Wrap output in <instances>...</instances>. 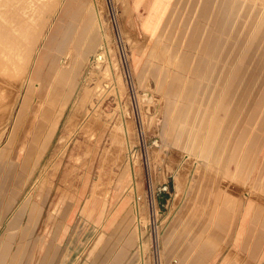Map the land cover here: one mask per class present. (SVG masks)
Segmentation results:
<instances>
[{
	"label": "rangeland",
	"instance_id": "obj_1",
	"mask_svg": "<svg viewBox=\"0 0 264 264\" xmlns=\"http://www.w3.org/2000/svg\"><path fill=\"white\" fill-rule=\"evenodd\" d=\"M43 1L47 7L44 11L41 8L33 33L36 46H42L34 66L27 65L30 77L21 83L20 78L14 89V104L0 119V264H13L10 257L17 247L25 249L17 264H102L108 247L103 237L108 228L106 220L117 215L127 200L129 207L139 200L138 216L132 224L137 245L127 254L130 264L138 261L136 249L141 251L138 264H183L187 258L184 264H231L226 260L236 253L231 237L224 240L213 233L214 243L206 242V231H198L197 219L204 213L209 215L220 203L236 208L239 215L250 202L251 216L255 208L260 209L254 226L261 223L264 185L259 180V168L264 162V135L255 144L253 169L245 177L222 173L216 180L193 177L197 162L205 164L182 150L177 134L172 135L176 120L171 113L177 107L172 104L171 111L167 109L174 95L165 93L170 83L165 71L161 76V67H155L150 74L152 80L146 84L133 79V51L134 56L140 51L154 59L158 54L159 62L161 56L168 61L166 48L170 44L154 46L152 38L142 35L140 18L131 12L128 0H67L55 16L50 15V9L60 0ZM130 3L133 6L132 0ZM188 3L187 12L184 7ZM198 3L182 0L174 23L177 40L187 34L186 64L193 72L178 75L172 66L168 72L177 83H192L188 105L196 87L203 83L206 91L197 96L195 107L209 115L215 81L210 80L211 72L204 73L205 60L211 67L236 61L244 35L240 22L228 18L226 11L216 12L206 29L203 50L198 53L203 32L186 29ZM55 21L51 36L42 38ZM204 22L197 21V28ZM103 39L109 45V59L118 81L111 82V87L110 80L105 79L97 89L108 60ZM32 41L24 56L31 52ZM102 52L104 61L99 64L97 54ZM253 59L250 52L239 59L237 79L245 77L249 84L253 77L257 79L255 63L250 66ZM6 79L0 76V111L7 92L12 91L11 81ZM209 81L211 87H206ZM115 84H119L118 89ZM184 99L183 94L180 104ZM214 114L217 122L225 119L221 110ZM130 160L134 179L129 174ZM178 176L183 178L181 184ZM212 191L217 193L216 198L209 195ZM175 220L182 221L179 228L175 227L177 233L194 238L182 254H165L162 240ZM237 252L240 258L236 264H264V237L256 255L246 250Z\"/></svg>",
	"mask_w": 264,
	"mask_h": 264
},
{
	"label": "crops",
	"instance_id": "obj_2",
	"mask_svg": "<svg viewBox=\"0 0 264 264\" xmlns=\"http://www.w3.org/2000/svg\"><path fill=\"white\" fill-rule=\"evenodd\" d=\"M128 1L131 12H136L140 18L142 35L147 36L148 39L152 38L151 42L154 46H163L165 42L170 44L166 48L169 51L168 61L164 56H161L160 58L163 60L159 62L157 60L159 59L158 54L155 60L152 57L153 55L146 54V56L140 51L136 52L137 56H134L133 51L131 53L135 64L133 79L136 80V83L146 84V81L152 80L150 74L155 67L157 69L161 67V76L165 71L166 78L170 81L167 84L165 93L174 95L167 109L171 111L172 104L177 107V110L171 113V116L176 120L172 135L176 136L177 134L176 138L182 150L193 156L194 159L202 160L205 164L196 161L193 177L200 176L201 180H216L217 174L220 175L221 173L228 174L230 177H245L253 169L252 166L257 154L255 144L264 135V3L253 0H250L252 1L250 3H248L249 0H205V2L199 0L197 8L194 7L192 18L188 21L186 29L188 31L191 28L195 31L200 29V33L203 32L201 34L202 42L199 43L200 46L197 49L198 53L203 50L202 44L206 36V29L216 12L226 11L228 18L240 22L243 26L244 42L236 61L211 67L209 61L205 60L204 73L211 72L210 80L214 79L215 81L212 83L213 86L210 92L213 108L208 115L198 106L195 107L197 96H201L203 91H206L203 83L196 87L192 102L188 105V92L192 90V83L187 80H184L182 84L177 83V80L171 77L168 72L169 66L176 68L178 75L180 72H185L186 75L193 72V69L187 67L186 64L188 57L184 49L187 48V34L185 33L183 38L179 37L178 40L181 41L178 43V36L174 27L177 8L180 7L182 0H132L133 6H131V0ZM189 5L188 3L184 7L187 12ZM200 18L201 20H199ZM204 19V24L197 28V21L202 22ZM155 39H158L159 42L156 43ZM246 52H250L254 56L250 66L255 63L258 71L257 79L253 77L250 84L245 77L241 80L237 79L235 73L239 59L244 58ZM141 55H144L145 58L140 57ZM164 59L167 63H163L165 62ZM210 82L206 84V87H211ZM183 94L185 99L180 104L181 95ZM217 110L223 111L226 121L230 119L232 122H225V119L222 122H217V117L214 114ZM167 122H169V119ZM163 126L165 127V123ZM158 142L159 147L163 146L161 140ZM173 154L171 153L169 159ZM232 166L234 167L233 170L230 169ZM222 170L223 172H220ZM259 170V180L264 185V162ZM182 180L181 176L177 177L180 184ZM192 186L193 184H190V187ZM133 187L135 193V183ZM209 195L211 198L217 197L215 191L210 192ZM129 204L127 200L123 208L117 212V215L114 214L106 220L108 228L103 237L107 239L108 247L103 254L105 259L102 264H130V258L127 254L135 244L137 245V238L134 235L132 224L138 216L139 200H135V204L130 205V207ZM220 204L215 206L209 215L204 213L203 216L197 219L199 223L198 231H206L204 235L206 242L214 243L211 235L216 233L224 240L231 237L236 253H239L237 250H246L251 255H256L259 244L264 237V219L258 226L253 224L258 223L257 218L260 209L255 208L253 216H251L252 204L248 202L244 211H241L238 215L236 208L231 206L222 207ZM181 225V220H175L167 228L162 240L165 246V254H182L187 245L193 240V235L175 231V227L179 228ZM96 253L97 250H95V255ZM236 253L229 254L226 259L228 263L236 264L239 262L240 257ZM20 254L16 264L20 261ZM134 254L138 260L136 264H138L141 252L136 249ZM97 255L99 256V252ZM187 261L188 258L186 261L184 260L183 264ZM43 264H46V262Z\"/></svg>",
	"mask_w": 264,
	"mask_h": 264
},
{
	"label": "bare ground",
	"instance_id": "obj_3",
	"mask_svg": "<svg viewBox=\"0 0 264 264\" xmlns=\"http://www.w3.org/2000/svg\"><path fill=\"white\" fill-rule=\"evenodd\" d=\"M44 1H46V0H44ZM47 1H49V0H47ZM66 1L67 0H60L58 2L54 1L55 3L54 4L52 3L53 6H52V4H50L52 6V7L50 6L51 7L50 15L55 16L56 12H58L62 9V7L64 6ZM46 3H45V6H46ZM45 6L42 5V0H29V1L28 0H0V71L5 69L7 72V73L5 72V75H3L4 73H1L0 76H4V78L6 76L7 79H9L11 81L10 85L12 86V91L7 92L6 103L1 105L0 119H2L3 116L5 115V110L8 113V111H9L8 108L10 109L11 105L14 104V101H15L14 97L16 95L14 89L17 88L16 86H17V83L20 80V78L22 81L20 80L19 82L21 83V82H24L28 77H30V72L27 69V65H28V63H32V65L34 66V63L36 61L35 57H37L38 52L40 50V47L42 46V45L36 46V42H35L36 37L33 33H34L36 25H37V20L40 18V15L42 14L41 11L43 10V7L45 8ZM41 8H42V10H41ZM98 19H99V22L101 24L100 17ZM56 24L57 23L55 21L49 27L48 32L44 33L45 37H42V38L47 39L48 37H50L51 33L53 32V28ZM32 40H34V41H32ZM12 41H13V44L11 43ZM31 41L33 43V47L31 49V52L29 54H28V52H26L27 55L24 56L23 52H25L26 49L31 48V47L27 46V44L31 43ZM103 41H104V47L103 48L105 49L104 52L106 53L108 60H107V66L104 68L103 80L102 81L98 80V82L96 83L95 87L97 89L102 88V86H103L102 84L105 81V79L110 80V82H109L110 86H111V82L115 83L116 80L118 81V79H115L114 73H113V65L114 64H112V62L109 59L110 58L109 57V50L110 49H108L109 45L107 46V43L105 42L104 39H103ZM12 45H14V48L11 47ZM29 45L32 46V44H29ZM33 48H36V49L34 50L35 53H33L34 56L32 59V58H30V55L32 53ZM29 51H30V49H29ZM97 55L99 56V57L97 56L99 64H103L102 63L104 61L103 52L99 53ZM33 66H32V68H33ZM97 67H99V66H97ZM101 74L103 75L102 72H101ZM7 79H6V81H7ZM9 80L7 82H10ZM115 85L117 86L119 84H115ZM120 85L122 86V84H120ZM116 88L118 89V86ZM101 91H100V93H101ZM12 95H13V98H12ZM54 102H56V101H54ZM132 169H133V161L130 162V173H129L130 176L133 178L134 172L132 173ZM133 184H134V182H133ZM125 188H127V187H125ZM24 251H25V249L22 251V249L20 247H17L16 250H14L12 256L10 257V259L12 258L13 264L16 263V259H18L19 254L21 252L24 253ZM10 259H8V260L11 261Z\"/></svg>",
	"mask_w": 264,
	"mask_h": 264
}]
</instances>
